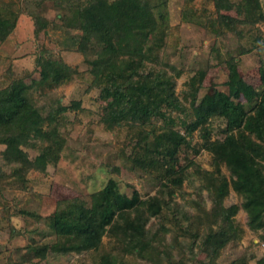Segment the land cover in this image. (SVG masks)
<instances>
[{
	"label": "trees",
	"instance_id": "obj_1",
	"mask_svg": "<svg viewBox=\"0 0 264 264\" xmlns=\"http://www.w3.org/2000/svg\"><path fill=\"white\" fill-rule=\"evenodd\" d=\"M214 1L217 7L230 3ZM40 2L30 5L37 7ZM59 2L66 12L64 25L53 23L35 9L27 10L36 34L48 28L63 30L67 35L61 40L63 46L83 53L92 74L90 88L97 89L105 103L98 111L106 129L137 135L131 152L121 149L122 153L144 184L157 187L146 198L136 189L124 191L115 175L121 171L120 165L107 158L112 175L103 188L58 201L44 218L62 242L60 254L85 253L75 264H87L88 255L91 264H219L224 250L242 239L244 231L235 220L241 208L248 215L250 229L262 230L259 238L264 243V66L260 68L263 88L258 91L244 83L231 59L227 90H216L213 96L201 99L198 83L206 72L198 69L182 92L184 100L190 98L187 106L175 91L181 70L169 63L158 69L145 60L149 37L158 27L148 0ZM190 15L193 13H184L186 19ZM17 19L16 12L9 17L0 15V42L14 30ZM210 24L220 34L237 30L239 21L219 15ZM77 29L80 31L74 33ZM42 55L36 61L46 71L42 80L24 89L21 79L12 76L0 88V145L5 146L0 203L7 209L10 185L25 190L32 182V171L43 173L50 164L59 166L71 151L67 106L61 97L37 89L58 87L79 71L61 57ZM174 112L184 117H174ZM215 119L226 123L224 138L212 137L211 121ZM157 120L162 124L156 125ZM196 132L201 140L197 143ZM185 147L193 154L205 149L212 168H202L194 159L180 164ZM27 149L38 154L31 158ZM185 181L194 188L193 193L185 190ZM231 189L241 203L226 206ZM204 190L211 200L209 207ZM177 196L183 200L177 201ZM153 217L160 220L149 225ZM19 234L13 228L12 238ZM231 264H249V259L244 254ZM257 264H264V257Z\"/></svg>",
	"mask_w": 264,
	"mask_h": 264
},
{
	"label": "rangeland",
	"instance_id": "obj_2",
	"mask_svg": "<svg viewBox=\"0 0 264 264\" xmlns=\"http://www.w3.org/2000/svg\"><path fill=\"white\" fill-rule=\"evenodd\" d=\"M59 1L42 0L36 7L30 5L36 0H0L1 17H9L12 12L18 14L14 30L0 42V88L7 86L12 76L21 79L20 86L24 89L42 80L43 72L46 71L36 62L42 54L44 57L51 54L61 57L79 71L76 77L58 87L37 89L39 93L61 97L67 106L66 131L70 137L71 151L66 152L59 166L50 164L43 173L32 171V182L25 190L12 185L8 187L9 208H4L0 203V264H75L79 256L85 255L75 252L60 254L62 242L49 230L44 218L54 210L58 201L86 196L103 188L112 175L106 165L107 158L120 165L121 171H115V175L120 179L124 191L131 193L136 189L142 198H146L155 194L157 189L156 186L144 184L122 153L121 149L126 153L131 152L137 135L106 129L98 111L105 103L99 91L90 88L92 74L83 53L63 46L61 40L67 36L63 30L48 28L36 34L35 23L27 10L35 9L53 23L64 25L66 12L63 2ZM148 1L153 7L158 27L149 37L145 60L158 69L169 63L181 70L175 83V91L180 99L184 100L182 92L189 87L190 78L198 69L206 72L198 83L199 99L213 96L216 90H227V63L231 59L236 62L238 74L244 83L255 90H262L260 68L264 66V0H249L248 10L246 0H229V4L220 7L216 6L214 0ZM185 12L193 13L191 19L185 18ZM219 15L237 19L238 29L218 34L210 23ZM79 31L73 30L74 33ZM240 99L245 101L244 97ZM75 103H80V107H76ZM184 103L189 106L190 98ZM173 116L183 118L184 114L174 112ZM211 123L214 128L212 137L224 138L222 130L225 121L215 119ZM155 124L161 125L162 120L155 121ZM200 141L196 132L195 142ZM4 149L5 146L0 145V163ZM27 151L31 158L38 154L33 149ZM191 159L201 164L202 168H212L210 154L205 149L193 154L191 149L183 148L179 163L186 164ZM184 188L193 193L194 188L187 181ZM203 195L209 207L211 200L206 190ZM176 199L179 202L183 200L181 196ZM234 203H241V198L231 189L225 204L229 206ZM32 212L37 215H30ZM159 220L153 217L149 225ZM235 220L244 231L242 239L226 248L218 262L231 264L245 254L249 264H257V260L264 257V243L259 238L262 230L256 233L250 229L248 215L242 208L235 215ZM13 228L19 230L20 234L12 238ZM103 239L107 241L108 238L105 236ZM202 257L204 254L199 256ZM86 259L87 264H91L89 255Z\"/></svg>",
	"mask_w": 264,
	"mask_h": 264
}]
</instances>
